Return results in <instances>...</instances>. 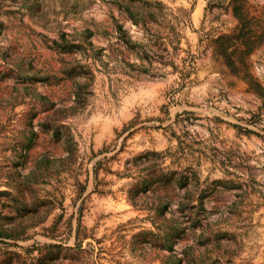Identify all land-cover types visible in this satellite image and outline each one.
<instances>
[{"label":"rangeland","instance_id":"1","mask_svg":"<svg viewBox=\"0 0 264 264\" xmlns=\"http://www.w3.org/2000/svg\"><path fill=\"white\" fill-rule=\"evenodd\" d=\"M0 262L264 264V0H0Z\"/></svg>","mask_w":264,"mask_h":264},{"label":"trees","instance_id":"2","mask_svg":"<svg viewBox=\"0 0 264 264\" xmlns=\"http://www.w3.org/2000/svg\"><path fill=\"white\" fill-rule=\"evenodd\" d=\"M135 196V195H134ZM134 196H132L130 199L132 200L131 202H132V205L133 206H136V203H135V201H134ZM0 264H4V262H0Z\"/></svg>","mask_w":264,"mask_h":264},{"label":"water","instance_id":"3","mask_svg":"<svg viewBox=\"0 0 264 264\" xmlns=\"http://www.w3.org/2000/svg\"><path fill=\"white\" fill-rule=\"evenodd\" d=\"M246 94V93H245Z\"/></svg>","mask_w":264,"mask_h":264}]
</instances>
